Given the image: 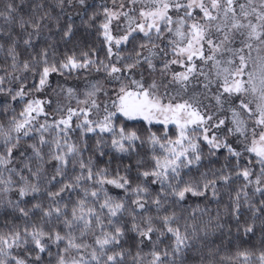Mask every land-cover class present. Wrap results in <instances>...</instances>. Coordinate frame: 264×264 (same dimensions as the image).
<instances>
[{
    "label": "snow or ice",
    "instance_id": "1",
    "mask_svg": "<svg viewBox=\"0 0 264 264\" xmlns=\"http://www.w3.org/2000/svg\"><path fill=\"white\" fill-rule=\"evenodd\" d=\"M0 264H264V0H0Z\"/></svg>",
    "mask_w": 264,
    "mask_h": 264
}]
</instances>
